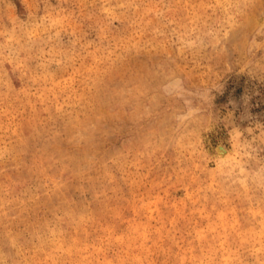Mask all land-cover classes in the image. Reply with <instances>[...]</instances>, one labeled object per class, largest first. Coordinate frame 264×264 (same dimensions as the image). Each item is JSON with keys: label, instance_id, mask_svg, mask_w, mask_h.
I'll list each match as a JSON object with an SVG mask.
<instances>
[{"label": "rangeland", "instance_id": "obj_1", "mask_svg": "<svg viewBox=\"0 0 264 264\" xmlns=\"http://www.w3.org/2000/svg\"><path fill=\"white\" fill-rule=\"evenodd\" d=\"M0 264H264V0H0Z\"/></svg>", "mask_w": 264, "mask_h": 264}]
</instances>
